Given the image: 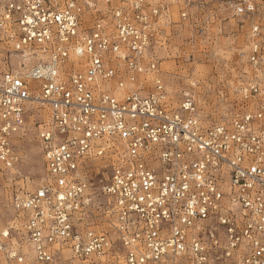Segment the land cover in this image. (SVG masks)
Instances as JSON below:
<instances>
[{"label":"built area","instance_id":"obj_1","mask_svg":"<svg viewBox=\"0 0 264 264\" xmlns=\"http://www.w3.org/2000/svg\"><path fill=\"white\" fill-rule=\"evenodd\" d=\"M210 3L250 22L261 71L264 0H0L5 169L29 106L48 110L45 174L12 193L0 264H264V82L242 84L230 118L206 123L193 89L174 105L160 73L164 27ZM96 160L110 169L102 206Z\"/></svg>","mask_w":264,"mask_h":264},{"label":"rangeland","instance_id":"obj_2","mask_svg":"<svg viewBox=\"0 0 264 264\" xmlns=\"http://www.w3.org/2000/svg\"><path fill=\"white\" fill-rule=\"evenodd\" d=\"M255 18L262 25L264 49V4ZM174 20L164 27L157 47L160 73L174 105L183 90L192 88L204 122L229 119L239 103L240 86L252 80L264 82V65L257 72L249 60L250 22L241 21L221 3H210L189 20L179 21L176 16ZM33 106L39 107L36 103L29 106L27 128L16 145L19 162L12 169H5L0 163V230L9 227L13 220L12 193L20 187L35 188L45 174L37 133L48 110ZM109 171L102 160L89 163L92 189L101 206L105 197L100 189ZM24 249L29 250L27 246ZM114 264L122 262L116 260Z\"/></svg>","mask_w":264,"mask_h":264},{"label":"bare ground","instance_id":"obj_3","mask_svg":"<svg viewBox=\"0 0 264 264\" xmlns=\"http://www.w3.org/2000/svg\"><path fill=\"white\" fill-rule=\"evenodd\" d=\"M2 230H5V229H2ZM28 251H30V250H28ZM28 251H26V252H28Z\"/></svg>","mask_w":264,"mask_h":264}]
</instances>
